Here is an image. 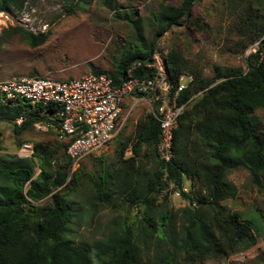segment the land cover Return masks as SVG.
Wrapping results in <instances>:
<instances>
[{
    "label": "trees",
    "instance_id": "trees-1",
    "mask_svg": "<svg viewBox=\"0 0 264 264\" xmlns=\"http://www.w3.org/2000/svg\"><path fill=\"white\" fill-rule=\"evenodd\" d=\"M66 1L64 10L69 15L85 3ZM24 2L0 0V12L12 14ZM198 3L161 4L151 17L155 31L150 42L143 39L135 12L130 11L122 18L134 30V45L120 53L112 70L91 68L92 74H105L119 85L126 71L141 63L133 76L151 78L154 69L145 64L152 63L158 52L173 91L182 75L192 77L177 99L186 107L173 132L174 158L167 166L166 180L179 191L185 181L190 183L189 192L182 193L184 206L178 210L171 206L163 164L156 155L159 127L149 113L137 121L132 137L119 142L116 163L98 177H90L97 205L107 207L110 195H118L128 210L136 212L135 219L122 222L121 228L91 245L74 244L66 239L74 213L68 198L80 184V167L72 172L67 146L57 141L55 133L50 143H33L30 159L0 155V264H201L227 260L256 245L257 223L240 213H227L222 203L235 196L225 182L232 171L246 170L252 185L264 191V135L253 119L255 111H264V0H223L228 35L237 39L236 52H245L262 40L258 53L247 59L246 74L215 67L210 77L193 71L179 51L163 54L156 47L157 39L184 23L204 30L200 19L192 18ZM8 33L20 36L31 48L47 39V34H32L20 27L2 30L1 35ZM59 109L22 100L16 104L0 101V121L12 125L16 134L35 123L56 127L54 115ZM20 117L21 129L14 126ZM260 123L264 130V116ZM129 147L132 155L125 158ZM193 199L197 207L191 206Z\"/></svg>",
    "mask_w": 264,
    "mask_h": 264
},
{
    "label": "rangeland",
    "instance_id": "rangeland-1",
    "mask_svg": "<svg viewBox=\"0 0 264 264\" xmlns=\"http://www.w3.org/2000/svg\"><path fill=\"white\" fill-rule=\"evenodd\" d=\"M83 1L85 3L71 15L64 10L66 0H25L20 10L13 9L14 14L11 15L22 20L14 27L32 34H47V39L41 46L31 48L20 36H9V33L1 35L0 31V82L31 77L63 81L91 73V68L110 71L120 53L135 43L134 30L122 17L134 11V20L140 25L143 39L150 42L155 31L151 17L157 13L160 5L177 6L180 3V0ZM192 18H199L204 30L199 31L190 23H184L156 40L158 51L163 54L171 49L179 51L190 68L201 72L204 77L212 76L215 67L222 70L247 69L244 52H236L237 39L228 35V18L223 0H199ZM144 101L134 97L123 100L120 119L125 123L120 134L105 149L84 159L75 168L80 167L81 177L77 190L68 198L74 204V213L66 233V239L74 244L91 245L116 228H121L122 222L129 224L135 219L136 212L128 210L118 195H110L107 207L97 205V201L92 200L90 177H98L116 163L119 142L132 137L137 121L151 112ZM263 116V110L253 113L262 135L264 130L260 122ZM54 140V134L49 129L42 131L32 125L16 134L12 125L0 121V155L15 154L25 142L50 143ZM126 154L132 155L131 147ZM225 182L235 192L234 198L222 203L225 211L229 214L240 213L257 223L258 227L254 229L257 242L255 246L240 250L227 260H208L201 264H264V191L252 185L249 173L244 169L230 172ZM189 185L185 181L187 188ZM171 206L178 210L184 204L172 199Z\"/></svg>",
    "mask_w": 264,
    "mask_h": 264
},
{
    "label": "built area",
    "instance_id": "built-area-1",
    "mask_svg": "<svg viewBox=\"0 0 264 264\" xmlns=\"http://www.w3.org/2000/svg\"><path fill=\"white\" fill-rule=\"evenodd\" d=\"M19 21L22 20L18 17L0 12V31L14 27ZM261 40L245 50L243 57L246 62L248 57L258 53ZM152 61L145 64L146 68L154 69L151 78H135L133 72L141 69L142 64L134 63L126 71L119 85H114L112 79L105 74L92 73L63 81L41 77L1 81L0 101L3 104H16L22 100L31 105L60 108L54 115L57 123L56 139L66 144L65 154L72 161L73 172L80 162L105 149L117 137L125 123V120L120 119L123 100L142 95L140 99L145 100V104L151 108L150 114L158 123L159 140L156 155L163 164L161 171L163 180L166 181L167 166L174 158L173 132L186 107V104L179 105L177 99L185 90L187 83L192 81V77L182 75L179 85L173 91V87L166 82V72L160 53L156 52ZM247 71L248 65L241 73L244 75ZM22 124L21 117L14 121L17 128ZM34 126L42 131H47L50 127L48 124L43 126L40 123H35ZM32 153L33 144L29 142L21 144L15 151V155L21 159L32 158ZM167 186L171 192V199H177L185 204L182 193H188L189 188L184 185L179 191L171 181L167 182ZM191 206L197 207L195 199L191 201Z\"/></svg>",
    "mask_w": 264,
    "mask_h": 264
},
{
    "label": "crops",
    "instance_id": "crops-1",
    "mask_svg": "<svg viewBox=\"0 0 264 264\" xmlns=\"http://www.w3.org/2000/svg\"><path fill=\"white\" fill-rule=\"evenodd\" d=\"M49 129H50V131H52L53 134L55 135V133H56V132H55V127H54V126H50ZM29 143H30V142H29ZM32 144H33V143H32ZM129 156H130V155H128V154L124 155L125 158H127V157H129ZM87 158H88V157H87Z\"/></svg>",
    "mask_w": 264,
    "mask_h": 264
},
{
    "label": "clouds",
    "instance_id": "clouds-1",
    "mask_svg": "<svg viewBox=\"0 0 264 264\" xmlns=\"http://www.w3.org/2000/svg\"><path fill=\"white\" fill-rule=\"evenodd\" d=\"M10 28V27H9ZM6 30V29H5Z\"/></svg>",
    "mask_w": 264,
    "mask_h": 264
}]
</instances>
